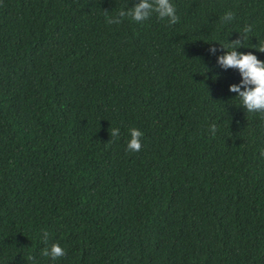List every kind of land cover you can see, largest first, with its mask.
<instances>
[{"label": "trees", "instance_id": "1", "mask_svg": "<svg viewBox=\"0 0 264 264\" xmlns=\"http://www.w3.org/2000/svg\"><path fill=\"white\" fill-rule=\"evenodd\" d=\"M138 2L0 0V264H264V114L218 63L246 25L264 60V0L106 22Z\"/></svg>", "mask_w": 264, "mask_h": 264}, {"label": "clouds", "instance_id": "2", "mask_svg": "<svg viewBox=\"0 0 264 264\" xmlns=\"http://www.w3.org/2000/svg\"><path fill=\"white\" fill-rule=\"evenodd\" d=\"M156 13L161 20L167 19L169 24H176L179 22L177 15V9L171 0H139L128 11L121 10L116 17H109L106 14V22L109 24L120 23L121 18L128 16L131 17L137 23L143 22L153 14ZM234 18V13L227 12L223 16V21L228 22ZM253 26L246 25L243 29L240 39L228 42L223 45L226 49L225 54L218 57V63L224 69L233 68L238 69L242 80L239 84H231L230 91L238 93V97L241 100L242 106L249 113H261L264 114V60L259 59L253 52H239L236 49L239 47H245L244 42L248 39V34L252 32ZM260 52H264V44L259 47H254ZM209 51L215 52L214 47ZM243 87V90L241 88ZM264 118V117H262ZM217 131L216 124L210 126V132L215 135ZM111 137L119 138L120 129L112 128ZM144 133L138 128L130 129V139L127 144V149L130 152H139L142 148L141 137ZM264 156V151L261 152ZM43 238L47 243L48 233L44 232ZM65 249L61 247L58 242L52 243L49 247H45L41 251V255L48 257L51 260H57L65 255ZM35 264V258L29 257Z\"/></svg>", "mask_w": 264, "mask_h": 264}]
</instances>
